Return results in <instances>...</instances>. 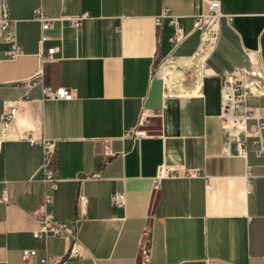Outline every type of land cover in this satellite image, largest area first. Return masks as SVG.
Here are the masks:
<instances>
[{"label":"crops","instance_id":"obj_1","mask_svg":"<svg viewBox=\"0 0 264 264\" xmlns=\"http://www.w3.org/2000/svg\"><path fill=\"white\" fill-rule=\"evenodd\" d=\"M209 1L4 0L22 52L8 59L0 41V264H39L42 253L24 259V249H67L62 237H32L38 223L29 213L43 194L40 138L56 141L49 210L75 222L82 252L63 264H264V155L250 140L239 152L246 130L232 115L244 108L221 115L236 70L246 105L264 106V0H219L203 69L187 62L204 44L196 21ZM37 8L54 18L42 43ZM165 12L179 17L182 42H172L168 17L156 24ZM86 13L79 29L69 23ZM44 85L75 96L45 98ZM142 110L152 134L123 138ZM162 164L181 174L154 190ZM115 191L126 193L121 206Z\"/></svg>","mask_w":264,"mask_h":264},{"label":"built area","instance_id":"obj_2","mask_svg":"<svg viewBox=\"0 0 264 264\" xmlns=\"http://www.w3.org/2000/svg\"><path fill=\"white\" fill-rule=\"evenodd\" d=\"M1 14H0V40L5 41L8 44V49L6 50V56L8 59L17 58L21 52V46L17 42L16 34L14 33L12 27L14 25V20L10 19L4 5V0H0ZM88 14H83L81 16L69 17V23L75 28L79 29L82 24V20L86 18ZM33 17L41 22V30L43 31L40 36V42H45L48 36L44 33L45 30L50 29L52 26L53 17L46 15L40 8L33 11ZM169 19V23L174 26L175 32L172 37V42L180 43L186 38V34L182 31L180 26L179 17L176 15H170L168 13H163L162 15L156 17V24L161 25L165 18ZM220 17V1L210 0L207 12H201L197 15L196 25L202 28L203 23L207 19L219 21ZM57 48L50 47L46 50V58L52 57ZM243 73L239 70L233 71L229 74L225 81V91L222 100V117L225 120V114L230 112L233 113L236 107H244V112L241 115H232L235 121L241 122L246 130L247 140L238 143L239 152L245 154L247 151V141H251L252 146L255 149L257 155H264V106H248L246 105V92L245 86L242 83ZM24 85L30 87L31 81L27 80ZM42 93L46 98L52 99H64L69 100L75 96V90L70 87L60 86L56 89H52L49 86H42ZM15 107H11L6 110L4 116H10L14 113ZM148 113L142 110L139 124L135 127L128 128L123 134V138H128L135 140L141 136H148L152 132L146 126ZM228 120V117L226 118ZM30 141L33 139L29 138ZM42 146V160L40 164V170L42 171V183H43V194L41 199L38 201L37 206L29 214L32 219L38 223V228L32 231V237L37 241H46L49 237L57 236L62 237L67 243V249L63 255L53 256L49 255L46 247L42 249H24L22 251V256L27 259L32 256H39V264H63L66 260L71 258H79L82 256V252L79 246L76 245V227L74 221L58 219L49 210V206L52 203V191L57 188L58 177L55 173V167L53 165V160L56 153V141L54 139L40 138L37 140ZM191 174L192 172H187ZM181 174L180 170H177L173 166H168L162 164L159 167L157 174L153 180V189L157 190L163 180L166 177L178 176ZM100 174L94 172L90 176L96 177ZM83 178V177H82ZM80 201H83L86 196L84 194H79ZM111 200L113 204L121 206L126 200L125 191H115L111 195Z\"/></svg>","mask_w":264,"mask_h":264},{"label":"bare ground","instance_id":"obj_3","mask_svg":"<svg viewBox=\"0 0 264 264\" xmlns=\"http://www.w3.org/2000/svg\"><path fill=\"white\" fill-rule=\"evenodd\" d=\"M212 19H207L206 22L203 23L202 26H204V28H200L201 31H203V41L204 44L200 50V52L198 53V55L192 59H189L187 64L190 66L192 64H196L200 67H202L203 69L205 68V58L208 55V52L212 49L213 44L215 42V38H216V32H217V27H218V19L211 21ZM1 41V40H0ZM42 54V53H41ZM46 57V55H45ZM8 58V57H7ZM51 58V57H49ZM46 58V59H49ZM195 66V65H194ZM200 69V68H199ZM164 76H166L168 74V79L170 81V83L172 82L171 79L169 78V71L167 70V68H164ZM201 75V74H200ZM167 79V80H168ZM30 80V79H29ZM32 81V80H31ZM196 89V88H195ZM195 92V91H194ZM46 98V97H45ZM240 107V106H239ZM238 108V107H236ZM244 108V107H242ZM58 182V180H57ZM55 190V189H54ZM52 200H53V196H52ZM52 237H57V236H52ZM50 238V237H49Z\"/></svg>","mask_w":264,"mask_h":264}]
</instances>
